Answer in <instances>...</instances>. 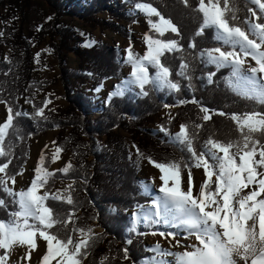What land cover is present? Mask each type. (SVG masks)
Masks as SVG:
<instances>
[{"label":"trees","instance_id":"16d2710c","mask_svg":"<svg viewBox=\"0 0 264 264\" xmlns=\"http://www.w3.org/2000/svg\"><path fill=\"white\" fill-rule=\"evenodd\" d=\"M45 1L52 17L38 29V33L34 29L30 31L29 42L17 25H9L12 18L18 22L24 20L28 0H0V103L5 104L7 109L11 107L13 114L27 113L14 117V126L8 130L5 138V146L11 155L0 157V163L10 159L11 163L6 170L8 175L15 178L20 176L29 159V140L58 130L55 144L63 149L64 154H71L74 164L67 174L54 172L55 175L49 179L46 190L52 192L58 183L71 181L74 203L69 205L63 201L49 200L47 204L61 220L74 213L75 224L69 223L67 227L58 224L50 231L63 240L71 236L77 241L79 233L73 231L74 227L93 230L94 240L90 241L87 255L82 258L81 263L140 264L148 256L143 246V235L140 233L150 232V227H140L139 234L130 231V228L133 225L131 211L151 202L150 197L144 194L138 177L144 157L164 163H193L190 154L181 150L182 146L163 142L143 129L155 123L164 107H177L169 125H166V120H161L160 128L167 130V133L163 132L166 136L173 137L176 127L189 125L190 132L195 134V147L197 151H202L210 137L221 142L240 140L241 133L229 118L230 115L264 111V105L242 98L232 90L229 86V80L232 79L230 67L217 69L215 65L202 62L200 53L220 44L214 38V29H206L203 35H196L202 24V14L195 10L199 0H188V6H185L183 0H125L121 5L116 0ZM137 2L151 4L180 31V36L168 32L162 38L176 39L184 49L183 52L166 53L162 57V62L173 73L171 79L180 84V91L157 89L147 85L148 96L126 90L124 95L107 100L104 106L94 102L83 86L91 82L92 90H96L108 79H120L121 71L128 63L121 62L119 52L107 45L84 47V39L64 19H80L93 29L126 37L125 26L122 24H128L130 28L137 20ZM128 6L133 9L127 11ZM230 7L235 8L237 17L231 22L244 29L248 27L244 21L251 18L254 22L264 23V19L257 20V17L252 16L249 9L256 11L257 16L264 14L260 13L258 6L250 4L249 0H232ZM4 11L6 14H3ZM104 13L108 20L99 18ZM227 15L231 16L232 13ZM145 18L148 23L149 18ZM151 19L156 21L158 17L153 16ZM148 27V34L156 36L149 23ZM46 38L50 39V49L61 68L58 81L63 86V98L67 106L60 112H43V116H37L36 112L43 109L46 98L35 102L32 111H23L20 100L25 94L32 95L36 90L44 91L55 83V80L35 82L30 79L32 43L39 45ZM193 42L196 47H188ZM4 46L11 49L8 61L2 58ZM70 54L77 59L76 69L67 65ZM183 61L190 65V81L177 74ZM149 73L154 75L155 69L150 67ZM210 73H214L211 81ZM193 99L198 103H191ZM180 101L188 102L181 104ZM201 107L213 114L211 120L202 119L204 113L200 111ZM97 110L101 112L96 114ZM219 112L228 115L216 114ZM197 124L202 127L196 128ZM120 131L130 136L136 149L134 157ZM254 135L264 142V136L259 133ZM45 167H50L48 159ZM186 170H182V175ZM0 197L7 204L6 208H0V220L7 221L11 219L9 213L16 206L11 203L12 198L6 193L0 192ZM96 228L102 231L97 233ZM128 239L132 240L131 244L127 243ZM124 249L128 250L127 258L124 256ZM0 253H4V250L0 249Z\"/></svg>","mask_w":264,"mask_h":264},{"label":"snow or ice","instance_id":"6c2138e0","mask_svg":"<svg viewBox=\"0 0 264 264\" xmlns=\"http://www.w3.org/2000/svg\"><path fill=\"white\" fill-rule=\"evenodd\" d=\"M230 2L232 0H199L195 10L202 14V24L196 35H203L206 29H214V38L220 44L202 51L200 56L202 62L215 65L217 69L230 67L232 79L229 80V86L232 90L242 98L264 105V75H260L264 74V23L245 20L247 29L232 23L237 17ZM183 3L188 6V0H183ZM249 3L258 6L260 13L264 14L262 0H249ZM135 8L146 14L151 31L157 35L145 36L147 50L143 56H138L131 47L126 49L127 63L132 69L131 78L109 95V101L113 97L124 95L131 86L138 87L143 96L149 94L147 85L180 91V84L171 79L173 73L162 62L166 53L184 51L178 40L162 39L168 32L180 36L178 27L149 3L137 2ZM249 11L257 20L264 19V15L257 16L256 11ZM229 12L232 13L231 16L227 15ZM153 16L158 17V20L153 21ZM188 47L195 48L196 44L190 43ZM249 57L255 61L256 66L245 69ZM150 67L155 69L154 75L149 73ZM179 67L180 72L177 74L190 81L188 62L183 61ZM245 71L250 74H245ZM212 75L214 73L209 74V81ZM96 91H100V88ZM187 102L180 101L181 104ZM190 102L198 103L195 99ZM47 103L50 101H46L45 106ZM200 111L204 113V121L212 119L213 114L208 109L201 107ZM216 114L228 115L224 112ZM21 115L27 113L13 114L12 108H8L7 119L0 125V157L11 155L5 146V138L8 130L14 126V117ZM36 115L43 116V109H39ZM229 118L241 133L240 140L221 142L210 137L205 142L206 150L197 151L195 134L190 132L187 124H182L179 132L170 138L173 143L182 146V151L190 154L192 164L184 161L157 162L147 157L148 163L161 173L159 179L162 184L158 190L162 195L152 200L150 208L143 209L134 216L136 223H133L130 231H137V224L142 218L149 227L160 224L183 229L188 236H194L198 243L178 253L167 251L157 243L148 249L154 256L144 264H170L164 259L168 256L175 258V264H239V261L244 264H264V171L259 170L264 169V142L254 135L259 133L264 136V111L233 113ZM195 127L201 128L202 125L197 124ZM161 131L167 133L163 127ZM62 151V148H56L53 163ZM44 161L45 157L41 155L30 186L21 191L15 190V177L9 176L6 171L11 160L0 163V192L11 197V203L16 206L9 213L11 219L0 220V249L5 250L0 253V264H6L7 254L14 246H27V258L30 259L32 250L37 248V236L47 243V252L43 255L41 264H51L52 260H56L57 264H81L82 258L87 255L90 241L94 240L93 230L90 228H73L81 236L79 241H74L71 236L63 240L50 231L58 224L65 227L69 223L75 224V214L71 213L61 220L47 201H63L69 205L74 201L70 191L72 185L64 192L52 193L46 190L49 179L55 173L48 171ZM71 167L69 163L59 171L67 174ZM192 167L203 168L206 176L196 195L193 194ZM185 168L188 170L186 181L182 177V170ZM9 183L12 187H9ZM250 187L251 191H244ZM143 189L147 194L150 186L145 183ZM6 207L5 200L0 197V208ZM157 234L171 236L173 239L176 236L173 232L152 233ZM127 243L131 244L132 240L128 239ZM127 255L128 250L124 249L125 258Z\"/></svg>","mask_w":264,"mask_h":264},{"label":"rangeland","instance_id":"374dc122","mask_svg":"<svg viewBox=\"0 0 264 264\" xmlns=\"http://www.w3.org/2000/svg\"><path fill=\"white\" fill-rule=\"evenodd\" d=\"M71 1L74 2L75 0H71ZM85 1L89 2L90 0H85ZM124 1L125 0H116V2L119 5L123 4ZM113 7L115 6L113 5ZM132 9H133L132 6L127 7V11H131ZM3 14H6V11H4ZM138 15L139 17L132 24L130 28L128 24L127 25L122 24L125 26L124 32L126 34V37L115 35L110 31L102 32L99 29H93L92 27H90L88 24L84 23L80 19L72 20L65 18L64 21L77 35L81 36L84 39L85 41L84 47L92 48L98 45H107L108 47L118 51L121 57V62H124L127 61L126 49H128L129 47L134 49L135 53L138 56H143L147 50L145 36L149 35L148 34L149 27L147 20L145 18L146 14L139 10ZM49 17H52V14L50 13L49 6L45 0H28V7L26 10V15L24 17V20L18 22V20L12 18L10 20L9 25L11 27L17 25V28H20L23 37L29 40L30 31L34 29V31H36L35 33H38V29L43 24L47 23L50 20ZM99 18L108 20V16L106 13L101 14ZM251 21H253L252 18ZM29 42L31 41L29 40ZM50 43L51 41L49 38H46L39 45L32 43V48H31L32 68H31L30 79L31 81H35V82L55 80V83L47 87L44 91L36 90L32 95L25 94L23 98L20 100V104L23 111H32L34 107V103L40 101L42 98H46V101H50V103H47V106H45L44 104L43 112L46 113L60 112L64 110L65 107L67 106V102L63 98L64 95L63 86L58 81L61 73V68L59 66V62L57 58L53 55V51L50 49ZM2 53H3L2 55L3 60L8 61L11 54V49L9 47L4 46ZM67 65L72 69L77 68V59L73 54H70L68 56ZM255 66H256L255 61L251 60V58L249 57L245 65V69H247L248 67H255ZM131 70H132L131 65L128 64L125 68L122 69L120 74V79L111 78L104 81L101 84L102 87L101 86L99 87L100 91L92 90L91 82L86 83L83 86V88L86 90L88 96H90L94 102H99L105 106L109 95L113 91H115L118 86L123 85L126 80L131 78ZM245 74H250V73H247L245 71ZM260 75H264V74H260ZM128 90L132 91L137 95H142L138 87L131 86L129 87ZM176 110L177 107L174 106L164 107V109L159 114L155 123L147 126L143 130L148 134L154 136L155 138L162 140L163 142L172 143L170 139L171 137L166 136L163 133V131H161L160 122L161 120H166L167 121L166 125L168 126ZM100 112L101 111L99 110L95 111L96 114H99ZM7 116H8V109L6 105L0 103V125H2L6 121ZM179 129H180L179 126L176 127L174 133H178ZM58 134H59L58 130H53L47 132L44 135H40L31 138L29 140V149H30L29 159L24 168L23 174L15 178L16 183L14 185V188L16 191L26 190L30 186L35 176L34 170L40 164L41 155L45 157L44 166L46 159L50 161V167L48 168V171L50 172L54 173L56 171H59L69 163L73 166L74 161L72 159L71 154L69 153L64 154L63 152H61L56 162L54 163L52 162L53 154L55 153V150L57 148L55 143ZM120 134H122V136L124 137L128 149L132 154V157H134L136 155V149L134 144L130 140V136L122 131H120ZM150 167L153 166L149 164L147 158L144 157L138 177L139 180L141 181L142 188L145 183L150 186L149 193H147L146 195L150 197L151 202L131 211L133 223H136L134 219V216L136 214H139L143 209L150 208L152 200L162 195L161 193H159L158 190L162 184V181L159 180L157 184L155 182L154 184H151L153 182L149 181L148 176H146L147 175L146 171ZM156 171L159 172V169H157ZM191 171H192V182L194 185L193 194L196 195L198 194L199 186L206 179V176L204 175L203 168L192 167ZM187 172L188 170H186L185 174L182 175L184 181L187 180ZM69 185L73 186V182L66 181L63 183H58L55 189L52 191V193L64 192V190L67 189ZM9 187H12L11 183H9ZM251 190L252 188L250 187L248 189H245L244 191L248 192ZM65 195H67V193H65ZM146 225L147 222L141 218L140 222L137 224V231L134 233L139 234L138 229L140 227L148 228L149 226ZM154 226H156V228H153ZM148 229L150 230V232L143 234V246L148 256L145 259H143L140 262V264H144V262L147 259L154 256V253L148 251V249L154 247L157 243H159L163 249L173 253L183 252L186 249H188V246L195 244V242L198 243L195 240L194 236H188L187 232H185L183 229L170 228L160 224L152 225ZM95 231L97 233H100L102 230L96 228ZM160 231H163L165 233H169V232L176 233L175 239H173L171 236L163 237L160 236L159 234L152 235L153 232L159 233ZM80 239L81 236L80 234H78L77 241H79ZM177 241L179 242L178 246H177ZM36 244H37V248L32 250L30 259L27 258V252H28L27 246H14V248L7 254L6 264H41V259L43 255L47 252V243L39 236H37ZM164 259L168 260L170 264H175V258L172 256L165 257ZM51 264H57V261L52 260ZM81 264H86V263H81Z\"/></svg>","mask_w":264,"mask_h":264},{"label":"bare ground","instance_id":"6f19581e","mask_svg":"<svg viewBox=\"0 0 264 264\" xmlns=\"http://www.w3.org/2000/svg\"><path fill=\"white\" fill-rule=\"evenodd\" d=\"M156 172H158V171H156ZM156 172L155 171H152V170H150V171H148V175H149V181H151V182H155L156 184L159 182V177H160V172L159 173H157L156 174ZM148 175H146V176H148ZM158 180V181H157ZM161 183V182H160ZM159 183V184H160ZM137 215V214H136ZM136 222V221H135ZM195 244H197L196 242H195ZM238 259V258H237ZM239 264H244V262L243 261H239ZM249 264H250V262H249Z\"/></svg>","mask_w":264,"mask_h":264},{"label":"crops","instance_id":"0c3cea01","mask_svg":"<svg viewBox=\"0 0 264 264\" xmlns=\"http://www.w3.org/2000/svg\"><path fill=\"white\" fill-rule=\"evenodd\" d=\"M150 170L156 172L157 169H155L154 167H150V168H148L147 171H146L147 175H148V171H150ZM157 173H159V172H156V174H157ZM160 174H161V173H160ZM148 179H149V175H148ZM150 183H151V182H150ZM151 184H154V183H151Z\"/></svg>","mask_w":264,"mask_h":264}]
</instances>
